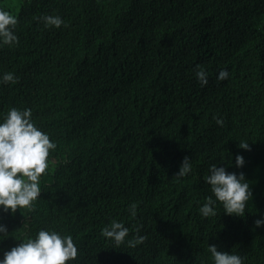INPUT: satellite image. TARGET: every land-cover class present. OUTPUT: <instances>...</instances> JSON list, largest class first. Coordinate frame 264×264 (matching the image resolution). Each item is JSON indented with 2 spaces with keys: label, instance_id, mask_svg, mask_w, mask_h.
<instances>
[{
  "label": "trees",
  "instance_id": "trees-1",
  "mask_svg": "<svg viewBox=\"0 0 264 264\" xmlns=\"http://www.w3.org/2000/svg\"><path fill=\"white\" fill-rule=\"evenodd\" d=\"M0 2L18 19V42L0 47V75L18 79L0 83V116L30 107L57 143L34 209L1 212L0 252L47 227L76 235L78 264H210L209 244L264 264V225L254 224L264 216V100L241 86L264 92V0ZM42 14L65 23L45 27ZM197 65L227 66L230 78L201 86ZM184 156L191 172L176 178ZM212 163L244 173V217L219 203L215 216L198 212ZM112 219L129 227L126 240L137 227L145 240L111 246L101 228Z\"/></svg>",
  "mask_w": 264,
  "mask_h": 264
},
{
  "label": "clouds",
  "instance_id": "clouds-1",
  "mask_svg": "<svg viewBox=\"0 0 264 264\" xmlns=\"http://www.w3.org/2000/svg\"><path fill=\"white\" fill-rule=\"evenodd\" d=\"M0 2V47L15 45L18 36L14 29L18 23L17 13L5 10ZM39 19L45 27L59 28L64 20L59 15L42 14ZM208 68V67H206ZM204 69L197 65L195 76L201 86L208 82L219 86L230 78L227 66ZM18 79L12 72L0 75V83H14ZM34 111L30 107L11 106L0 116V214L6 212L22 217L34 209L42 196L43 178L50 172L56 162L53 156L57 148L53 135L42 131L32 118ZM218 125H223V118L213 117ZM238 147L249 150L248 141L240 140ZM245 163L243 155H235V166L242 168ZM192 164L188 156H184L176 178L184 177L191 172ZM204 203L198 212L202 217L217 214V204L223 213L244 217L246 204L253 197L252 189L243 172L228 171L225 166L212 163L208 166V174L203 178ZM132 217L137 215L135 202L128 206ZM257 227L264 225V216L255 219ZM7 226L0 223V239L8 234ZM129 227L116 219H112L101 228V235L113 247L121 244L135 246L145 240L139 234L125 239ZM210 264H244V259L236 252L218 250L215 244H209ZM81 244L73 233L42 227L26 239H18L0 252V264H78L81 258Z\"/></svg>",
  "mask_w": 264,
  "mask_h": 264
},
{
  "label": "rangeland",
  "instance_id": "rangeland-1",
  "mask_svg": "<svg viewBox=\"0 0 264 264\" xmlns=\"http://www.w3.org/2000/svg\"><path fill=\"white\" fill-rule=\"evenodd\" d=\"M241 86H242V88H243L244 90H246V91H248V92H251V96H252V97H259V98H262V99L264 100V92H263L261 89L256 88V87H254L253 85H251L250 82H243ZM49 118H50L53 122H56V119L54 118L53 115H49ZM205 130H206V131H209V125H208V124L205 125ZM0 223H3V224H5V225L7 226V224H6L4 221H2V220H0ZM1 240H2V241H5V240H3V239H1Z\"/></svg>",
  "mask_w": 264,
  "mask_h": 264
}]
</instances>
